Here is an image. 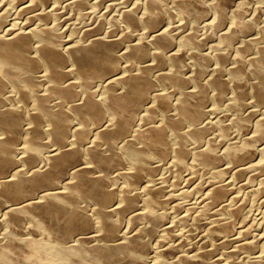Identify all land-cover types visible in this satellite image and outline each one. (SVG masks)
Listing matches in <instances>:
<instances>
[{
    "label": "bare ground",
    "instance_id": "1",
    "mask_svg": "<svg viewBox=\"0 0 264 264\" xmlns=\"http://www.w3.org/2000/svg\"><path fill=\"white\" fill-rule=\"evenodd\" d=\"M17 1L20 2L18 12L27 14L30 9L45 6L51 0ZM161 1L147 0L146 11L140 16L136 15L138 11L130 9L118 18L127 30L143 25L151 38L147 39L157 50L154 52L139 41L128 42L123 47L122 43L134 33L127 30L116 38L108 35L110 29L106 35L97 34L91 38V32L101 28L97 23L94 29L84 30L83 26L81 38L76 35L77 38L63 40L59 34L62 26V31L58 32L57 27L48 22L49 11L41 9L34 13L33 10L37 23L24 22L22 26L6 24L9 5L6 12H0V264H59L56 259L68 264H264V233L249 237L251 228L240 221L244 207L239 204L242 202L235 204V197H238L233 189L236 184L232 189L231 182L213 177L200 182L193 187L200 194L193 202L194 208L178 215L177 212H183L181 209L186 206H182L183 200L172 203L175 200L173 189L179 188H171L172 196L171 190L167 191L166 174L157 176V171L166 167L175 177L170 183L176 185L185 171L192 180L198 172L208 173L224 159L235 179L246 177L251 166L264 169V71L260 69L264 64V45H259L251 61L255 67L251 96L256 107L248 116H255V139L259 142L261 157L256 161L249 152L242 150L240 143L241 146L226 142L231 126L220 128L219 136L223 140L218 141L213 135L212 139L216 138L217 142L210 137L205 139L212 128H217V122L215 125L203 122L208 114L205 105L211 98L222 102L224 97L230 96L225 94L230 89L231 96L234 95L239 103L247 100L237 79L241 67L229 69L231 84H228L223 78L226 57L218 53L213 56H217L219 65L209 81L202 79L205 70L201 64L195 65L192 77H186L182 64L187 54L183 56L181 49L176 51L171 47L170 30L162 25L165 14L161 8L157 12L163 4ZM85 3L86 0H68L67 5L81 14L89 4ZM219 5L214 4V18L208 22L218 31L229 18ZM177 8L183 13L194 14L183 0ZM59 10L56 14L60 16ZM56 23L59 28L60 23ZM251 23L244 25L250 29L255 25L251 27ZM230 31L234 30L227 27L223 36L226 38ZM192 33L182 37V46L187 47V43L197 40V31L196 36ZM256 38L251 40L256 41ZM199 39L197 45L201 44ZM241 43L239 51H250V39ZM149 55H153V62L148 64ZM122 57L124 65L120 61ZM166 61L170 69L160 72L158 67H163ZM154 67L159 71L158 74L153 71L157 74L155 77L151 75ZM118 82L121 89L117 91L114 83ZM190 82L195 83L193 90L188 88ZM167 84L174 90L157 89L158 85ZM208 86L213 90L212 97L208 95L211 94L207 92ZM230 103L229 106L234 105ZM250 104L245 107L249 108ZM218 105L221 104L218 102ZM238 112L231 118L233 124L241 118ZM157 114L159 119L154 117L156 122L150 123L148 118ZM250 178L255 177L251 175ZM240 183L243 188L246 181L243 185L241 180ZM242 188L239 187V194ZM184 191L188 190L178 192V197L184 195ZM168 209L177 211L178 225L181 223L185 230L182 229L184 233L179 241L165 244L159 233L166 235L179 227L178 222L171 219L170 226L163 225ZM38 222L45 224L50 239L38 236ZM17 227L22 228H19L21 233L16 231ZM219 250L226 257H222ZM236 253L237 256L245 254L244 259H231Z\"/></svg>",
    "mask_w": 264,
    "mask_h": 264
},
{
    "label": "rangeland",
    "instance_id": "2",
    "mask_svg": "<svg viewBox=\"0 0 264 264\" xmlns=\"http://www.w3.org/2000/svg\"><path fill=\"white\" fill-rule=\"evenodd\" d=\"M59 1V0H58ZM57 0H51L48 4H50L51 2V4L48 6V4L47 5H45V6H42V5H38L37 7H38V9H37V7L34 9H30L29 11H28V15L26 14V12L25 11H22V12H18V10L20 9V7H19V3L20 2H18L17 0H0V3H3V4H1L0 5V12H3V10H4V12H6L8 9V11H7V15H6V20L8 21H6L5 20V22H6V24H8L9 23V25L11 26L13 23H17L16 25H18V26H22V24H24V22H29V23H33V22H35V23H37V20L35 19V17H33L34 16V14H33V12L34 13H37V12H39V11H42V10H44V11H49L50 12V16L51 17H49V20H48V22H49V24L51 25L52 23V26H56L57 27V29H58V32H60V31H62L61 33H59L60 34V37H63L62 39L63 40H66L68 37H69V39H70V37L71 38H75L76 37V35L77 36H79L78 38H81L82 36H81V33L85 30V29H94V27L96 26H98L97 25V23L98 24H101V30L99 29V30H93L94 32H96V34L92 31L91 32V34L89 35V37H91V38H93V36H95V35H106V33H107V31L109 30V34L108 35H110V36H112L113 38H116L115 36H120L121 34H123V33H125L126 32V30L127 29H125V28H127V27H125L126 25L122 22V21H120L121 19H118V18H120V16H121V13H123L124 11H127V10H136V11H138L137 13L136 12H134V13H136V15L137 16H140L139 14H143L145 11H146V7H147V0H99V2H98V0H86V3L87 2H89V4L87 3V5H86V3H85V10H83V12H81V14L80 13H78V11L76 10V9H74L73 7H71V6H69V5H67V2H68V0H60L59 2H61L60 3V5L58 6V4H59V2H58ZM67 1V2H66ZM102 1V2H101ZM160 1V0H159ZM179 1L180 0H163V1H161L160 3L162 4H160L161 6L160 7H158L157 9H158V11L157 12H160L161 11V9H162V12H164V17H163V19H165V20H162V25L164 24V25H167V27L169 28V30H170V32H169V34H170V37H171V39H172V42H173V44L175 45H171V47L173 46V48H175V49H173V48H171V49H173V50H180L181 49V51L184 53L183 54V56L185 55V54H187L186 56H184V60L185 61H183V66H182V68H184L185 69V72H183L184 71V69H182L183 71H182V73L186 76V77H188V78H190V77H192V75H193V72H194V69H195V65L196 64H201L202 66H203V68H204V70L206 71H204V73L203 74H205V75H202V79L203 80H205V81H209V78H210V76L212 75V73L215 71V69L218 67V61H217V56H213L214 54L216 55H218V53H222L223 55H224V57H226L225 58V62H224V68H225V71H224V73H223V78L224 79H226L227 80V82H228V84H231V81H230V79H229V69L230 68H233V67H235V66H238L239 68L241 67V69L243 70V71H245V72H243L241 69V72H240V74L237 76V79H238V81L241 83V89H240V91H241V93L242 94H244V96H245V99H247V100H245V102L243 103V104H241V103H239L235 98H234V95H232L231 96V94L232 93H230V89H229V91H227L225 94L226 95H228V94H230V96L228 95V97L226 96V97H224V99H225V101H224V99H222L223 101V103L221 102V100L220 101H218L221 105H218V102H215L214 100H212V98L209 100L210 102H207L206 104L207 105H205V107H206V113H208L207 115H206V113H205V115L206 116H204V119H203V122L204 123H213V125H215L216 124V122H217V128H212L210 131H212L210 134H209V132L208 133H206V134H209L208 136L206 135L205 136V139H209V137H210V139L211 140H213L212 139V137L213 136H216L217 137V139H218V141H221V140H223L222 138H221V136H219L220 134H221V132H220V128L223 126V125H228V126H231L232 128H230V131H229V136L228 137H226V138H229V139H226V140H228V141H226L227 143H236V144H238V145H242V150L243 151H247V152H249V155H250V157H252V159L254 158V160H259L261 157H260V153H259V151H258V141H256V139H255V134H256V125H255V116L253 117V116H248V114H250L249 112H250V110L251 109H255V105H254V103H253V97L251 96L252 94H251V84H252V82H253V79L255 80V78L253 77L254 75V63H252L251 61H252V57H254V56H256V52H257V50H258V48H259V45L261 46V44H262V46L264 45V36L262 37V34H264V0H183V1H185L190 7H191V13H194L193 15L192 14H189V13H187V12H181L180 10H178V8H177V4L179 3ZM9 2H11L14 6H12V4H10ZM13 2H15V4L13 3ZM97 2V3H96ZM6 3V4H5ZM8 3V4H7ZM62 3H65L66 4V6H65V4H63V5H61ZM100 3H101V5H100ZM103 3V4H102ZM220 4L221 5V8H223V11H224V13L226 14L225 16H228L229 18H226V23L224 22L223 23V25H221L222 27H219V29L222 31H218V28L216 27V26H212V25H209V23L211 22V20L214 18L213 17V15H214V4ZM2 5H3V7H2ZM10 7H9V6ZM89 5V6H88ZM98 5H100V6H98ZM165 5H166V7H165ZM219 5V6H220ZM47 6V7H46ZM54 6V7H53ZM56 6H58L57 8H58V10H59V13H60V16L59 15H57L56 13L58 12V10H57V8H56ZM64 8H63V7ZM94 6V7H93ZM137 8H136V7ZM140 6V7H139ZM163 6V7H162ZM7 7H9L8 9H7ZM44 7H46V8H44ZM50 7V8H49ZM55 10V12H54V10L52 11V8ZM61 7V8H60ZM66 7L67 8H69V10L67 9L66 10ZM99 7V8H98ZM101 7V8H100ZM112 7V8H111ZM4 8V9H3ZM5 8L7 9V10H5ZM87 8V9H86ZM161 8V9H160ZM169 8V9H168ZM42 9V10H41ZM138 9V10H137ZM159 9H160V11H159ZM167 11V14H168V10H169V12H170V14H166L165 13V10ZM168 9V10H167ZM2 10V11H1ZM12 10H13V12H15V13H13L12 12ZM34 10V11H33ZM36 10V11H35ZM57 10V11H56ZM75 10V11H74ZM27 11V10H26ZM33 11V12H32ZM67 11V12H66ZM85 11V12H84ZM30 12V13H29ZM32 12V13H31ZM155 12H156V10H155ZM202 12H203V14H202ZM53 13L56 15V16H54L53 15ZM58 13V14H59ZM68 13V14H67ZM86 15H84V14ZM200 13V14H199ZM19 14V15H18ZM61 14L63 15V16H61ZM70 14V15H69ZM186 16H188L189 17V19H188V17H186ZM14 17H13V16ZM27 15V16H26ZM30 15V16H29ZM74 15V16H73ZM119 15V16H118ZM167 15V16H166ZM202 15V16H201ZM9 16H10V18H9ZM19 16H21V19H20V17ZM59 16V17H58ZM82 16V17H81ZM89 16V17H88ZM118 16V17H117ZM198 18H197V17ZM15 17H17V18H15ZM28 17V18H27ZM55 17H57V18H55ZM84 17V18H83ZM115 17V18H114ZM201 17V18H200ZM12 18V19H11ZM15 18V19H14ZM51 18H52V20H51ZM73 18V19H72ZM77 18V19H76ZM59 19V20H58ZM82 19V20H81ZM102 19V20H101ZM114 19H115V21H114ZM236 19H238V21H237V23L238 22H240V23H236V22H234ZM15 20V21H14ZM22 21L21 23H20V21ZM27 20V21H26ZM35 20V21H34ZM60 21V22H58V21ZM117 20V21H116ZM240 20V21H239ZM14 21V22H13ZM31 21V22H30ZM51 21V22H50ZM56 21H57V23H58V25H59V23H60V26H59V28H58V26L57 25H55V23H56ZM103 21V22H102ZM114 21V22H113ZM248 21V22H247ZM55 22V23H54ZM63 22H64V24H63ZM75 22H77L76 24H75ZM115 22H117V23H115ZM121 22V23H120ZM209 22V23H208ZM234 22V23H233ZM242 22H243V24H242ZM253 24H252V23ZM56 23V24H57ZM72 23V24H71ZM208 23V24H207ZM236 23V24H235ZM245 23H251L250 25H251V27L253 26V28H250V29H247L246 27H245ZM63 24V25H62ZM88 24V25H87ZM104 24V25H103ZM106 24V25H105ZM122 24H124V26L122 25ZM226 24V25H225ZM234 24V25H233ZM241 24V25H240ZM8 25V26H9ZM14 25V24H13ZM69 25V26H68ZM118 25L120 26V27H118ZM122 25V26H121ZM205 25H207V26H205ZM233 25V27H231ZM61 26H62V28H61ZM74 26V27H73ZM80 26V27H79ZM85 28H84V27ZM115 26H117L118 27V29L116 28L115 29ZM230 26V27H229ZM244 27V29H243V27ZM67 27L70 29H68L67 30ZM79 29V28H81L79 31L76 29ZM79 27V28H78ZM84 28V30H82L83 28ZM88 27V28H87ZM95 27V28H96ZM140 28L138 29V27L137 28H133L132 30H127V32H134V33H131L132 35H133V38L131 39V34L130 33H128V34H130V36H129V40L127 39V40H125L123 43H122V45H123V47H124V45H126V43H133V42H137V41H139L140 43L139 44H141V45H143L144 47H148V50H151V49H153V50H151V52L153 51L154 52V50L156 49L155 48V46H153V44L151 43V41L150 40H148L147 38H149V39H151L150 38V36L148 35L147 36V29L143 26V25H141V26H139ZM196 27V28H195ZM207 29H206V28ZM215 27H216V29H215ZM227 27L228 28H230V30L232 29V30H234V31H230L231 32V34L230 35H228L226 38L223 36V32L224 31H227ZM194 28V29H193ZM209 28V29H208ZM213 28V29H212ZM225 30H224V29ZM62 29V30H61ZM66 29V30H65ZM211 29H212V32H211ZM248 30V31H246V30ZM253 29V30H252ZM65 30V31H64ZM82 30V31H81ZM112 30V31H111ZM195 30V31H194ZM246 32H245V31ZM261 30L263 31V33L261 34ZM73 31V32H72ZM98 31H101L100 33H98ZM104 31V32H103ZM106 31V32H105ZM194 33V36H196L195 35V32L197 31V40H198V38H200L199 39V41L201 42V44L200 43H198V45L196 44L197 42V40L196 41H192V42H190V43H187V47H186V45L185 44H183L184 46H182V43H181V39H182V37L184 36V35H186L187 33L189 34V33H192V32ZM258 31V32H257ZM63 32H65V33H63ZM71 34H70V33ZM208 32V33H207ZM217 32V33H216ZM249 32V33H248ZM67 33V34H66ZM137 34V37H136V34ZM146 34V36H145V34ZM192 33V34H193ZM199 33V34H198ZM74 36H73V35ZM114 34V35H113ZM117 34V35H116ZM210 34H212V35H210ZM261 34V35H260ZM70 35V36H69ZM73 37H72V36ZM261 36V37H258V36ZM144 36L146 37V40H145V38H144ZM210 38H209V37ZM233 36V37H232ZM65 37V38H64ZM140 37H142L141 38V40H139L140 39ZM225 39H224V38ZM229 37V38H228ZM256 37H258V38H260L259 40L256 38ZM77 38V37H76ZM136 38V39H135ZM255 38L257 39L256 41H259V42H256V41H252V40H255ZM262 38V39H261ZM248 40V39H250V42L252 43V44H250L251 45V48H249L250 49V51H248V50H246V52H241V51H239V49H240V46L243 44V43H241V42H243V41H246V40ZM252 39V40H251ZM68 40V39H67ZM144 40V41H143ZM133 41V42H132ZM175 41V42H174ZM254 42V43H253ZM138 43V42H137ZM181 43V44H180ZM203 43V44H202ZM256 43V44H255ZM205 44V45H204ZM121 45V46H122ZM148 45V46H147ZM191 45V46H190ZM204 45V46H203ZM181 46H182V48H181ZM200 46V47H199ZM150 47H152V48H150ZM150 48V49H149ZM218 49V50H217ZM183 50H186V51H183ZM155 51H157V50H155ZM186 52V53H185ZM212 57H211V56ZM153 55H149V57L146 59V61H147V63L149 64L150 62H153V57H152ZM209 56V57H208ZM185 57H187V60H186V58ZM209 59H211L212 58V60L210 61L209 60V62H208V58ZM211 57V58H210ZM123 58V57H122ZM151 60H150V59ZM216 58V59H215ZM240 58V59H239ZM149 59V60H148ZM214 59V60H213ZM120 61H121V64L122 65H124V61H125V58H123L122 60L120 59ZM149 61V62H148ZM167 62V63H166ZM165 62V64H164V66L162 67V66H160V67H158V69H159V71L161 72L162 70L165 72V71H167V70H169L170 68L169 67H171V65L169 64V62L168 61H166ZM212 62V63H211ZM227 62V66L225 67V63ZM238 63V64H237ZM168 65V66H167ZM262 65V66H261ZM260 65V69L261 70H263L264 71V64H261ZM164 67L166 68V70H164ZM208 67V68H207ZM207 68V69H206ZM158 69H157V67H154V69H152V71H151V75H153V77H155L158 73H159V71H158ZM187 69V70H186ZM153 71H155V72H153ZM189 72V73H188ZM243 72V73H242ZM154 73V74H153ZM187 73L189 74V75H187ZM243 74V75H242ZM241 75V76H240ZM247 78V79H246ZM249 78V79H248ZM246 79V80H245ZM252 80V81H251ZM195 83H193V82H190L189 84H188V88H189V86H190V90H193L194 88H195ZM114 86H115V89L118 91V90H120L121 89V84L118 82V83H114ZM158 86H160L159 88H158ZM157 86V89L159 90V91H162V92H165V91H168L169 89L170 90H174V89H172L173 87L171 86V85H164V87H163V85H158ZM162 86V87H161ZM168 86H170V87H168ZM245 86V87H244ZM161 88H163L162 90H161ZM167 88H169V89H167ZM248 88V89H247ZM211 92V94L209 93L208 95L210 96V97H212L213 95H212V93H213V90H212V88L210 87V86H208V90H207V92ZM248 93H249V95H248ZM174 94H176V92L174 91ZM174 98L175 97H173L172 98V100L174 101ZM226 99H228L227 101H226ZM230 99V100H229ZM233 101H232V100ZM250 100V101H249ZM216 103V106L214 105V103ZM225 102H226V107H228L227 109H226V107H224L225 106ZM231 102V103H230ZM246 102H247V104H246ZM249 102L251 103L250 104V106H249V108H246V107H248V104H249ZM210 103V104H209ZM229 103H230V105H232V104H234V105H232V106H229ZM214 106V107H213ZM236 106H237V108H236ZM246 106V107H245ZM216 107H219V108H216ZM220 107H222V109H220ZM235 107V108H234ZM208 108V109H207ZM214 109V110H211V109ZM216 108V109H215ZM224 108V109H223ZM235 109V111H234V109ZM243 108V109H242ZM228 109H230V111H228ZM232 109V110H231ZM241 109V110H240ZM246 109V110H245ZM209 110H211V111H209ZM217 110H219L218 111V113L216 112ZM224 110V111H223ZM236 110H238L239 112H240V114H238V116L240 117L241 116V118H240V120H239V122L238 123H236V124H233L232 123V119L233 118H235V115L237 116V112L238 111H236ZM243 110V111H242ZM213 111H214V113H213ZM234 111V112H233ZM242 111V112H241ZM223 112L225 113L224 115H225V117H224V115H223ZM238 112V113H239ZM244 112V114H242ZM245 112H247V114L245 113ZM228 113H230L231 114V116H229V114ZM227 114H228V116H229V118L231 119V120H229V118H228V116H227ZM242 114V115H241ZM158 115V114H157ZM157 115H155V116H151L150 118H148V120L150 121V123L151 122H154L155 121V119H154V117L156 118V120H158L159 119V115L157 116ZM244 115V116H243ZM211 116H213V118H211ZM206 117V118H205ZM209 118V119H208ZM215 118V119H214ZM228 118V119H227ZM210 119L212 120V121H210ZM214 119V120H213ZM227 119V120H226ZM215 120H217V121H215ZM147 121V120H146ZM214 121V122H213ZM229 122V124H225V123H228ZM156 122V121H155ZM230 122H231V124H230ZM211 123V124H212ZM215 123V124H214ZM235 125V126H234ZM220 126V127H219ZM236 127V128H235ZM216 129H217V131H216ZM234 129V130H233ZM214 130V131H213ZM215 131L217 132V133H215ZM220 132V133H219ZM217 134H218V136H217ZM213 135V136H212ZM231 137V138H230ZM217 139L215 138L214 140H215V142H217ZM219 139H221V140H219ZM240 143V144H239ZM243 143V144H242ZM223 144H224V142H223ZM223 144H222V146H223ZM240 145V146H241ZM190 146H193V144H191ZM220 150H221V145H220ZM254 157H253V156ZM256 157V158H255ZM226 160L224 159V160H222V161H220L218 164V167H214V168H212V169H210L209 171H208V173H197L196 175V178H194V179H190V176L189 175H186L187 173L186 172H188V171H185V173H183V174H185L184 176H183V174H182V176H181V178L180 179H178L177 180V182L175 183L176 185H172L171 183L175 180L174 178V176L170 173V172H168V168H166V167H161L158 171H157V176L158 177H161V176H163L164 174H166L165 176H167L168 178L166 179V182L168 183V186L165 184V186H167L168 187V189H167V191L168 190H171L170 191V193L172 194L173 192H174V198H173V200L174 201H172V203L173 202H180V203H182V200L185 202H183L182 203V206L183 205H186V206H184V208H182L181 210H183V212H180V211H170V210H172V209H168V211L166 212V214L164 215V218H163V225L164 226H167V224L170 226V224L172 223L171 222V220H173V221H175V222H178V219H179V217L180 216H178V215H181L182 213H185V211L186 210H188L189 208L190 209H193L194 208V206H193V204L197 201V198H200V194H198V191H195V188H194V190H193V187H195V185H198L200 182H204V181H206V180H208V179H212V177L214 178V179H216V180H218V181H224L225 183L227 182H231L232 183V186H231V188L233 189V188H235V186L233 187V185L234 184H236V188L235 189H233V190H235L236 192H234L233 190V194L235 193L236 195H237V197L238 198H236L235 197V204L237 203V204H239V202H244V200H245V204L243 203H240L239 205H243L242 206V208L244 209V212H243V209H242V212H241V215H243V216H241V219H240V221H243L244 222V225L243 226H245V227H247L248 229L249 228H251V229H249V232H248V235H249V237H254V235L257 237V236H259L260 234H263L264 233V169H262V170H258L255 166H251V168H249L248 169V173H246L244 176H246V177H241V178H238V179H235L234 177H233V173H232V171H230L226 166V162H225ZM223 164V165H222ZM226 165V166H225ZM253 170V171H252ZM159 171H161L160 173H159ZM255 171V172H254ZM170 173V174H169ZM253 173V174H252ZM254 173H256V174H254ZM161 174V175H160ZM169 175H171V176H169ZM251 175H254V179L253 178H250L251 177ZM255 175H257V177L255 176ZM262 177H261V176ZM258 176H260V178H258ZM186 177H189V178H186ZM233 177V178H232ZM183 178H184V180H183ZM186 178V179H185ZM201 178V179H200ZM205 178V179H204ZM246 178V179H245ZM248 178H250V179H248ZM204 179V180H203ZM232 179H235V180H232ZM243 179V180H242ZM259 179H260V181H259ZM263 179V180H262ZM169 180V181H168ZM173 180V181H172ZM186 180V181H185ZM201 180V181H200ZM240 180H241V182H242V185L244 184V181H246V184H244L243 185V188L241 187V183H240ZM170 181H171V183H170ZM181 181V182H180ZM191 181V182H190ZM236 181V182H235ZM238 181V182H237ZM248 181V182H247ZM252 181V182H251ZM186 182V183H185ZM191 185H190V184ZM238 183V184H237ZM252 185H251V184ZM183 184V186H181ZM194 184V185H193ZM240 184V185H239ZM247 184H249V185H247ZM193 185V186H192ZM239 185V186H238ZM169 186H171V187H169ZM174 186H177L179 189H177V188H175V189H173L174 191L172 192V187H174ZM247 186V187H246ZM166 187V188H167ZM239 187L240 188H242L241 190H240V194H239ZM245 187V188H244ZM250 187V188H249ZM170 188V189H169ZM185 189H187L188 191H186V192H189L188 194L184 191L183 193H185L184 195H179V197H178V192L179 193H181L182 192V190H185ZM190 189H192V190H190ZM248 189L250 190V191H248ZM178 190V191H177ZM253 190V191H252ZM176 191H177V199H176V197H175V193H176ZM192 191V192H191ZM169 192V191H168ZM246 192V193H245ZM187 195H189V196H187ZM198 195V196H197ZM236 195H234V196H236ZM239 195V196H238ZM246 195V196H245ZM172 196H173V194H172ZM182 196H184V197H182ZM242 198V199H241ZM185 199V200H184ZM186 199H188V200H186ZM240 199V200H239ZM180 200V201H179ZM199 200V199H198ZM237 200V201H236ZM243 200V201H242ZM248 200H249V202H248ZM186 201H188L189 202V204L191 205L192 204V206H190L189 204H187L186 203ZM195 201V202H194ZM194 202V203H193ZM247 202H248V204H247ZM245 205V206H244ZM170 206V205H169ZM247 206V207H246ZM169 208H171V207H169ZM185 208H187V209H185ZM189 209V210H190ZM246 210V211H245ZM251 211V212H250ZM171 212V213H170ZM174 214H173V213ZM176 212L177 213H179L178 215L176 214ZM248 212V213H247ZM173 216H172V215ZM176 214V215H175ZM244 214H247V215H244ZM168 215H169V218H168ZM262 215H263V217H262ZM165 216H167V217H165ZM171 216H172V218H171ZM177 216V217H176ZM245 216H247V217H245ZM173 217H176V218H174L173 219ZM244 218V219H243ZM247 218V219H246ZM249 218V219H248ZM169 219V220H168ZM171 219V220H170ZM166 220H168V221H166ZM177 220V221H176ZM248 222V223H247ZM262 222H263V224H262ZM245 223H247L246 225H245ZM179 224V222L177 223V225ZM241 224V223H240ZM262 224V225H261ZM28 225V224H27ZM37 225L39 226V229H38V236L40 237L41 236V238H44V240L46 239V240H48V239H50L51 238V236L48 234V231L46 230V226H45V224L44 223H42V222H38L37 223ZM179 227H176V229L174 230V232L175 231H177V233L180 235H178L176 232L174 233L172 230L170 231L171 233H166V235H165V233L164 232H162V233H159V235H161L159 238L160 239H162V243H164V241H165V244H170V243H173L174 241L175 242H177V241H179L181 238V236H182V233H184V231H182V229L184 228V226L180 223V225H178ZM181 226V227H180ZM20 227H17L16 228V231L17 232H19L20 231V229H22V228H20ZM41 228V229H40ZM44 228V229H43ZM43 229V230H42ZM254 229H255V231L256 232H254ZM261 229H263V230H261ZM24 230H25V228H24ZM183 230H185V228L183 229ZM251 230V231H250ZM261 230V231H260ZM22 231H20V233H21ZM261 232V233H260ZM47 234V235H46ZM176 235V236H175ZM178 235V236H177ZM178 237V238H175V237ZM50 237V238H49ZM175 238V239H174ZM178 239V240H177ZM166 240H170L169 242L168 241H166ZM177 240V241H176ZM167 242V243H166ZM230 250H231V248H230ZM257 250L258 251H260V248L258 249L257 248ZM219 252V254L220 255H222V252H221V250H219L218 251ZM239 255V258H237L238 256H237V253H236V256H235V254L232 256V258L231 259H240V258H242V259H240V260H243L244 258L243 257H245L244 255L245 254H243V253H238ZM259 254V253H258ZM264 254V253H263ZM224 255V256H223ZM222 255V257H226V255L225 254H223ZM241 256V257H240ZM227 259V258H226ZM56 261L59 263V264H68L66 261H64V260H59V259H56Z\"/></svg>",
    "mask_w": 264,
    "mask_h": 264
}]
</instances>
